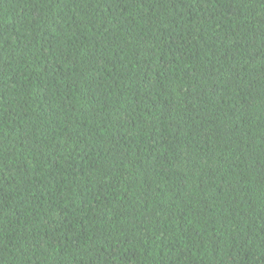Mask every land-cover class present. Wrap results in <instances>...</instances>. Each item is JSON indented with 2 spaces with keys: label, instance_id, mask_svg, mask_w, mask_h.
Wrapping results in <instances>:
<instances>
[{
  "label": "trees",
  "instance_id": "trees-1",
  "mask_svg": "<svg viewBox=\"0 0 264 264\" xmlns=\"http://www.w3.org/2000/svg\"><path fill=\"white\" fill-rule=\"evenodd\" d=\"M0 264H264V0H0Z\"/></svg>",
  "mask_w": 264,
  "mask_h": 264
}]
</instances>
